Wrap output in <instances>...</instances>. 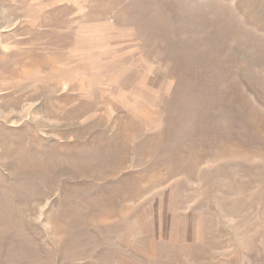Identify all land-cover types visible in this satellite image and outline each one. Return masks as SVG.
Wrapping results in <instances>:
<instances>
[{
  "label": "rangeland",
  "instance_id": "obj_1",
  "mask_svg": "<svg viewBox=\"0 0 264 264\" xmlns=\"http://www.w3.org/2000/svg\"><path fill=\"white\" fill-rule=\"evenodd\" d=\"M0 264H264V0H0Z\"/></svg>",
  "mask_w": 264,
  "mask_h": 264
}]
</instances>
